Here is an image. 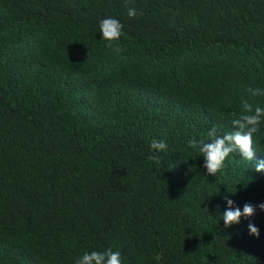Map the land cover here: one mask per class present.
<instances>
[{"label": "trees", "instance_id": "1", "mask_svg": "<svg viewBox=\"0 0 264 264\" xmlns=\"http://www.w3.org/2000/svg\"><path fill=\"white\" fill-rule=\"evenodd\" d=\"M248 87L264 89V0H0V264L108 248L122 264H264V210L222 219L225 197L264 203V123L255 159L231 153L216 176L188 143L234 131L242 96L264 107Z\"/></svg>", "mask_w": 264, "mask_h": 264}, {"label": "clouds", "instance_id": "2", "mask_svg": "<svg viewBox=\"0 0 264 264\" xmlns=\"http://www.w3.org/2000/svg\"><path fill=\"white\" fill-rule=\"evenodd\" d=\"M127 15L132 18L138 15L135 8H129ZM100 33L103 39L107 42L106 46L112 48L113 44L118 42L122 36L123 25L118 19L105 18L99 22ZM119 51V48H116ZM246 92L250 97H264V89L248 87ZM241 112L239 115L230 113L231 124L234 131L218 134V130L213 126L207 133L208 141L203 139L190 140L189 146L198 149L201 156L204 157V167L209 175L216 176L225 167V161L231 153L238 152L244 159L253 161L255 159L254 136L260 131V126L264 123V107L258 104L254 105L249 99L241 97L240 101ZM167 144L163 140L152 139L150 148L153 155L149 157L154 163H160V153L167 151ZM255 170L257 172L264 171V160L256 161ZM227 209L222 213V219L225 227L239 224L241 218H249L255 215L256 208L264 210V203L253 206L246 203L243 210L234 206V201L225 197ZM250 235L259 237V229L253 224H248ZM75 264H122L119 251H113L111 248L103 251L93 250L85 252L78 257Z\"/></svg>", "mask_w": 264, "mask_h": 264}]
</instances>
